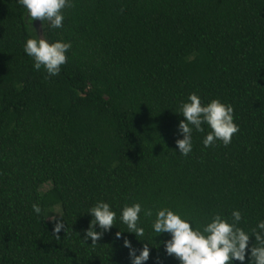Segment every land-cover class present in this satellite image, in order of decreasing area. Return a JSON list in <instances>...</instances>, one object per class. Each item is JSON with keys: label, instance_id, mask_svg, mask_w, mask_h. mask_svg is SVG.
<instances>
[{"label": "trees", "instance_id": "16d2710c", "mask_svg": "<svg viewBox=\"0 0 264 264\" xmlns=\"http://www.w3.org/2000/svg\"><path fill=\"white\" fill-rule=\"evenodd\" d=\"M71 3L52 28L0 0V264H132L124 238L137 255L149 244L144 264H180L152 226L162 208L194 228L238 210L251 234L264 221V0ZM41 35L71 43L58 75L24 50ZM193 92L232 105L239 132L205 147L210 127L193 128L184 156L179 111ZM100 201L116 219L93 245L83 237ZM134 203L153 211L139 238L121 219ZM52 217L67 228L59 240ZM254 243L232 264H251Z\"/></svg>", "mask_w": 264, "mask_h": 264}, {"label": "clouds", "instance_id": "9594fccd", "mask_svg": "<svg viewBox=\"0 0 264 264\" xmlns=\"http://www.w3.org/2000/svg\"><path fill=\"white\" fill-rule=\"evenodd\" d=\"M28 12L29 22L35 20L48 21L52 28L63 26L64 15L62 10L72 7L71 0H18ZM71 48L70 42L57 40L49 42L42 35L27 39L24 50L34 59L36 70L43 68L48 76L58 75L61 66L67 63V51ZM47 78V77H46ZM185 119L179 123V131L183 133V139H177L176 144L179 152L187 156L192 151V132L195 128L203 132V124H207L211 131L206 135L203 143L205 147L215 145L217 140L225 146L232 141L233 135L239 132V126L234 122V109L230 104H224L219 99H213L207 105L202 104L201 98L191 93L188 102H183L180 111ZM34 212L39 214L41 208L38 204L32 205ZM144 211L146 217L153 215L152 209H142L140 203L125 205L122 210L121 219L127 225V231L135 233L139 238L144 235V228L138 226L140 213ZM94 217L90 226L85 230L84 240L91 239L95 245L114 226L116 212L107 202H97L89 212ZM232 220L215 214L211 221L203 227H193V217L182 216L170 208L159 209L153 222V229L157 234L170 233L171 239L164 242L166 253L174 255L180 264H232L234 260L245 261L246 252L249 248L250 236H255V243L250 249L251 264H264V221H260L257 228L252 229L251 234L238 226L242 214L238 210L232 212ZM62 217V216H61ZM55 221L54 232L57 240L60 239L61 229H65L64 220ZM99 225L101 231L96 230ZM67 232V228L65 229ZM122 235L121 231L116 233L117 238ZM124 246L129 251L132 264H144L150 258V247L146 242L139 250L133 247L131 241L124 238Z\"/></svg>", "mask_w": 264, "mask_h": 264}, {"label": "rangeland", "instance_id": "374dc122", "mask_svg": "<svg viewBox=\"0 0 264 264\" xmlns=\"http://www.w3.org/2000/svg\"><path fill=\"white\" fill-rule=\"evenodd\" d=\"M37 24H38V21H37ZM39 25V24H38ZM50 185L49 184H47V185H45V188H48Z\"/></svg>", "mask_w": 264, "mask_h": 264}, {"label": "water", "instance_id": "95a60500", "mask_svg": "<svg viewBox=\"0 0 264 264\" xmlns=\"http://www.w3.org/2000/svg\"><path fill=\"white\" fill-rule=\"evenodd\" d=\"M38 24H40V22L38 21ZM41 31V28L39 29V32Z\"/></svg>", "mask_w": 264, "mask_h": 264}]
</instances>
